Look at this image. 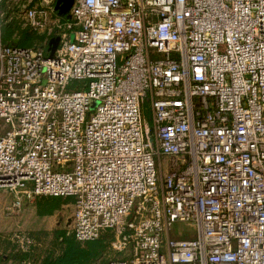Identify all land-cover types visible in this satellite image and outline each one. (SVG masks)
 Returning <instances> with one entry per match:
<instances>
[{"label": "built area", "instance_id": "2783aa9c", "mask_svg": "<svg viewBox=\"0 0 264 264\" xmlns=\"http://www.w3.org/2000/svg\"><path fill=\"white\" fill-rule=\"evenodd\" d=\"M31 1L0 0L5 209L72 197L107 264H264V0ZM8 3L43 46L2 40Z\"/></svg>", "mask_w": 264, "mask_h": 264}, {"label": "rangeland", "instance_id": "374dc122", "mask_svg": "<svg viewBox=\"0 0 264 264\" xmlns=\"http://www.w3.org/2000/svg\"><path fill=\"white\" fill-rule=\"evenodd\" d=\"M41 1L32 0L30 5H39ZM47 1L52 16L58 17L59 14L55 10L57 0ZM21 5L8 3L4 7L2 33L14 32L8 37L14 35L17 43L23 40L24 33H26L30 40L26 38L19 45L43 46L47 36L46 32H36L24 25ZM72 86L76 87V84ZM149 107L148 102L142 106L143 115L147 120ZM19 196L22 200L20 210L10 212L5 207L12 204L15 194L6 189H0V264H40L44 259L60 253L63 232L71 235L70 218L73 199L72 197L34 196L27 198L24 195ZM57 201L60 203L53 205ZM40 211L44 212L40 213ZM176 225V231H190L193 228V225L189 223ZM22 235L32 240L29 247L22 248L20 246L17 236ZM120 256L121 254H117L108 248L102 256L88 264H106L109 259Z\"/></svg>", "mask_w": 264, "mask_h": 264}, {"label": "trees", "instance_id": "16d2710c", "mask_svg": "<svg viewBox=\"0 0 264 264\" xmlns=\"http://www.w3.org/2000/svg\"><path fill=\"white\" fill-rule=\"evenodd\" d=\"M12 33L14 32H3L2 40L10 43L11 36L8 37V35H11ZM24 36L23 40L26 38L27 40H30L28 38V34L24 33ZM23 40L20 41V43L23 42ZM59 203L60 201H57L56 204L53 205H58ZM43 212L40 211V213ZM112 238L113 232L111 230H105L96 240L80 243L76 241L72 235L63 232L61 235L62 248L60 253L56 256L44 259L40 264H88L99 256H102L108 248L110 249V242Z\"/></svg>", "mask_w": 264, "mask_h": 264}, {"label": "water", "instance_id": "95a60500", "mask_svg": "<svg viewBox=\"0 0 264 264\" xmlns=\"http://www.w3.org/2000/svg\"><path fill=\"white\" fill-rule=\"evenodd\" d=\"M74 0H57L55 4V10H57L58 14L61 16H65L69 18V10L73 4ZM71 39H73V34L70 35ZM59 36H55L49 40V55L52 56L55 48L58 44ZM16 44V42H14ZM151 132V130H150Z\"/></svg>", "mask_w": 264, "mask_h": 264}, {"label": "crops", "instance_id": "0c3cea01", "mask_svg": "<svg viewBox=\"0 0 264 264\" xmlns=\"http://www.w3.org/2000/svg\"><path fill=\"white\" fill-rule=\"evenodd\" d=\"M16 33V32H15ZM16 41V38H14V35L10 38V43H13L14 44V42ZM16 44H19V43H17L16 42Z\"/></svg>", "mask_w": 264, "mask_h": 264}]
</instances>
